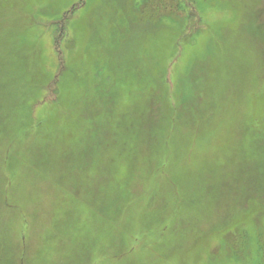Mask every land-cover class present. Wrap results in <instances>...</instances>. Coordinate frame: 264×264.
<instances>
[{"label":"rangeland","instance_id":"1","mask_svg":"<svg viewBox=\"0 0 264 264\" xmlns=\"http://www.w3.org/2000/svg\"><path fill=\"white\" fill-rule=\"evenodd\" d=\"M0 264H264V0H0Z\"/></svg>","mask_w":264,"mask_h":264}]
</instances>
